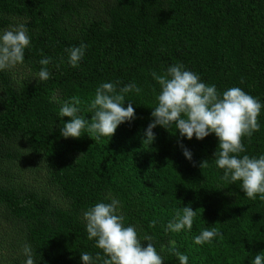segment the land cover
I'll return each mask as SVG.
<instances>
[{"label":"trees","instance_id":"obj_1","mask_svg":"<svg viewBox=\"0 0 264 264\" xmlns=\"http://www.w3.org/2000/svg\"><path fill=\"white\" fill-rule=\"evenodd\" d=\"M16 23L25 24L31 43L19 70H0V264H23L25 244L35 264H83V252L102 264L83 212L110 202L109 193L121 202L125 226L153 237L163 264H179L170 242L188 264H251L264 253V200L222 179L214 133L189 140L174 125H157L155 140L143 143L160 92L151 74L175 64L219 93L239 87L264 105V0H0V33ZM81 44L85 54L72 67L66 50ZM45 57L47 66L39 63ZM42 67L51 74L43 82L36 79ZM105 82L141 89L125 94L124 107L132 102L136 118L111 138L94 141L86 130L63 137L71 118L58 117L53 93L79 96L80 114L90 119L87 102ZM258 122L240 156L264 155V107ZM203 160L208 167L201 169ZM189 205L197 213L192 229L165 232L175 211ZM212 227L223 239L194 243Z\"/></svg>","mask_w":264,"mask_h":264},{"label":"clouds","instance_id":"obj_2","mask_svg":"<svg viewBox=\"0 0 264 264\" xmlns=\"http://www.w3.org/2000/svg\"><path fill=\"white\" fill-rule=\"evenodd\" d=\"M30 43L31 38L24 23L3 30L0 33V70L22 64L24 50ZM85 49L86 45L81 44L66 50L68 63L72 67L78 66ZM50 60V57H45L39 63L47 66ZM50 75L47 67H42L36 79L43 82ZM151 75L160 85V92L156 96L157 106L151 112L154 119L145 129L143 143L150 145L155 140L153 129L157 125L168 130L174 125L175 133L178 131L180 137L189 140L193 136L202 140L214 133L218 138V146L213 154L214 163L224 170L222 179L232 184L239 181L249 199L255 200L259 194V198L264 200V155L258 158L240 156L245 152L242 139H250L254 132L260 130L258 117L264 105L239 87H231L219 93L214 84H206L198 74L186 70L182 64L169 66L163 74L153 72ZM133 90L137 93L141 91L135 84L125 85L118 90L115 83H101L95 89L94 97L87 102L86 112L91 113L90 119L80 114L84 102L79 96L61 100L53 93L50 102L60 104L58 117L71 118L60 129L61 135L65 138H79L86 130L94 141L101 137L111 138L121 123L136 118L132 102L129 101L127 107H124L125 94ZM181 147L184 156L191 160V151L183 144ZM199 166L201 169L208 167V160H203ZM106 199L110 202H98L83 212L87 238L94 239L95 247L103 252V257L100 252L96 253V260L102 261V264H163L164 259L157 252L153 237L145 234L141 239L134 225L125 226V218L119 214L121 202L110 193ZM196 214L190 205L177 209L165 232L190 231ZM155 224L156 221H152L150 227ZM216 237L223 239L218 228H205L194 237V243L210 244ZM142 240L149 242L146 247L142 246ZM170 244L169 251L178 258L179 264H188V256L177 251L174 242ZM23 254L26 257L23 264H35L30 245L23 246ZM80 258L83 264H94L88 252L81 253ZM251 264H264V253L255 255Z\"/></svg>","mask_w":264,"mask_h":264},{"label":"rangeland","instance_id":"obj_3","mask_svg":"<svg viewBox=\"0 0 264 264\" xmlns=\"http://www.w3.org/2000/svg\"><path fill=\"white\" fill-rule=\"evenodd\" d=\"M15 25H18L17 23L16 24H12L10 27H13V26H15ZM10 27H8V28H10ZM8 28H6V29H8ZM15 69H16V71L17 70H19V66L17 65V66H15L14 67ZM3 240H4V242H5V236H3ZM0 241H1V238H0ZM2 244V243H1ZM7 249H9V246H8V244L7 243H5L4 244V249H3V253H7L8 251H6Z\"/></svg>","mask_w":264,"mask_h":264}]
</instances>
